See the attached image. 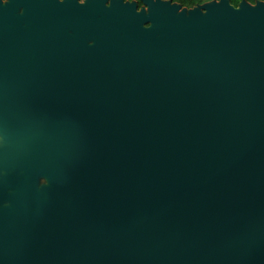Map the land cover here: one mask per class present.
I'll return each instance as SVG.
<instances>
[{"label":"water","instance_id":"water-1","mask_svg":"<svg viewBox=\"0 0 264 264\" xmlns=\"http://www.w3.org/2000/svg\"><path fill=\"white\" fill-rule=\"evenodd\" d=\"M105 1L0 5V264H264V0Z\"/></svg>","mask_w":264,"mask_h":264},{"label":"flooded vegetation","instance_id":"flooded-vegetation-1","mask_svg":"<svg viewBox=\"0 0 264 264\" xmlns=\"http://www.w3.org/2000/svg\"><path fill=\"white\" fill-rule=\"evenodd\" d=\"M10 1L0 0V5L6 6ZM77 1L79 3L85 2V0ZM110 1L106 0L105 4L109 5ZM140 5L141 1L138 0V7ZM23 9L24 7L22 5H18L17 11L19 13H22ZM15 26L17 27V20L13 19L9 14H2L0 17V82L3 79L10 78L12 75L15 76L20 69L30 66L29 63H23L20 60L21 55L18 54L20 47L16 44L15 34H11L12 28ZM32 55V50L30 49L29 55H26L27 62H30V56Z\"/></svg>","mask_w":264,"mask_h":264},{"label":"trees","instance_id":"trees-1","mask_svg":"<svg viewBox=\"0 0 264 264\" xmlns=\"http://www.w3.org/2000/svg\"><path fill=\"white\" fill-rule=\"evenodd\" d=\"M173 1L180 3L182 6L185 7H193L208 0H173ZM240 1L241 0H230V2L234 5H238ZM247 1L254 3L256 0H247Z\"/></svg>","mask_w":264,"mask_h":264},{"label":"rangeland","instance_id":"rangeland-1","mask_svg":"<svg viewBox=\"0 0 264 264\" xmlns=\"http://www.w3.org/2000/svg\"><path fill=\"white\" fill-rule=\"evenodd\" d=\"M43 182H46V179L40 177V178L38 179V183H39V184H42ZM0 204H4V202H0Z\"/></svg>","mask_w":264,"mask_h":264}]
</instances>
